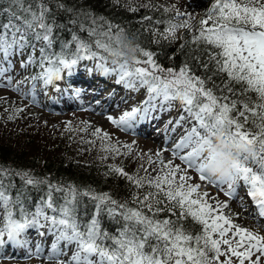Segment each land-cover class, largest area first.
<instances>
[{
	"label": "trees",
	"instance_id": "1",
	"mask_svg": "<svg viewBox=\"0 0 264 264\" xmlns=\"http://www.w3.org/2000/svg\"><path fill=\"white\" fill-rule=\"evenodd\" d=\"M165 3L0 0V31L16 18L28 43L44 33L36 62L47 66L92 51L136 70L135 64L148 54L157 66L188 77L189 88L178 90L188 93L189 109L208 107L205 117L223 147L233 148L234 135H244L248 140L244 160L264 170L262 77L238 65L221 36L235 28L263 26L264 11L252 8L241 13L235 2L207 0L188 16L179 5ZM142 73L147 77L143 89L167 82L156 72ZM29 127L34 130L28 124L0 128V201L10 217L19 220L40 204L55 218L63 217L68 228L116 264H153L157 259L164 264L177 259L201 264L203 213L186 192L159 189L109 163L58 154L63 150L58 136L53 139L54 154L44 155L46 149L31 148Z\"/></svg>",
	"mask_w": 264,
	"mask_h": 264
},
{
	"label": "rangeland",
	"instance_id": "2",
	"mask_svg": "<svg viewBox=\"0 0 264 264\" xmlns=\"http://www.w3.org/2000/svg\"><path fill=\"white\" fill-rule=\"evenodd\" d=\"M169 1L173 7L179 5L181 12L190 16L198 12L207 0H167L165 4L169 5ZM229 1L235 2L241 13L252 8L264 11V0ZM42 9L39 4L38 28L41 27ZM16 21V18L6 21L0 31V128L32 125L34 130L29 127V134L34 144L30 146L40 149V152L41 148L46 149V152H42L44 155L54 154L51 151L53 139L60 137L59 143L63 150L58 154L65 157L109 163L131 177L157 185L159 189L177 192L180 188L203 213L206 233L198 250L201 264H264V238L257 236L263 228H256L253 218L245 215L242 207L235 202L250 199L255 204L250 212L260 213L264 218L263 167L244 160L248 141L244 135H234L237 141L233 148L223 147V142L213 134L212 122L205 117L207 106L197 111L189 109L188 93L178 90L180 86L189 88L188 77L180 71L157 66L148 54L135 64L136 70L115 57L104 60L92 51L81 52L67 61H58L55 66H47L36 62L39 42L44 33L28 43L25 30ZM221 36L232 49L237 64L259 73L264 85V24L257 28H235ZM114 63L119 67L112 66ZM13 64L18 65L14 67ZM74 67L79 71H75ZM110 67L118 70L114 77L119 73L124 74L121 78L123 83L130 82L126 79L128 77L135 79L137 93L133 91V95L127 99L110 104L109 101L105 104L97 95L86 99L81 93L89 92L92 95L97 92V84H101L102 78H105L102 74L107 75L106 68ZM84 70L94 74L99 72V76L94 77L92 74L90 78L92 81L96 78L99 82L89 84L85 78H79L84 76ZM142 72H156L157 77L167 82H155L143 90L147 77ZM52 79L54 82L48 87L46 83ZM36 83L45 87L41 95L36 93L38 90L32 89ZM102 91L109 95L115 90L102 87ZM115 95L119 100L121 94ZM147 98L149 100L144 101ZM82 99L86 102H82ZM162 99L169 100L163 104ZM137 106H140L141 113L147 115L153 111L158 115L157 111L168 107L167 110H171L169 115L183 121L182 132L176 131L171 135V127L165 129V125L157 127L155 123L147 126V133L144 127L136 129L131 113L138 109ZM166 113H163L162 118L167 116ZM231 138L229 136L226 141ZM32 216L34 222L39 224L37 231L45 229L52 236L59 234L62 238L58 242L62 244L61 252L68 254L73 249L72 240L79 246L84 244L79 232L68 228L63 217L55 219L40 204H35L25 216L17 220L3 211L0 201V229L5 223L16 225ZM238 219L249 221L248 229L243 233L238 232ZM52 222L55 225L49 226ZM246 232L255 233L256 241H249L245 237ZM55 246L51 244L52 249ZM27 252L25 255L11 256L10 251L4 249L0 251V264H77L72 262L78 261V264H116L99 251L98 257L85 251L86 254L71 257L74 261L68 258L62 260L59 255L42 260V256ZM177 262L184 264L183 260Z\"/></svg>",
	"mask_w": 264,
	"mask_h": 264
},
{
	"label": "bare ground",
	"instance_id": "3",
	"mask_svg": "<svg viewBox=\"0 0 264 264\" xmlns=\"http://www.w3.org/2000/svg\"><path fill=\"white\" fill-rule=\"evenodd\" d=\"M4 55H7V54H4ZM15 62H17V61H15ZM8 65H10V64H8ZM13 65L15 67L18 64H13ZM112 66H118V65L114 63V64H112ZM73 69L76 71L78 68L74 67ZM106 70H108V72H109V73L107 72V75H106V73H103V74L100 73V74L104 75L105 78L101 77L103 81H102L101 84H97V86H96L97 89H98L97 92L93 93L92 95L89 92L81 93V94L85 95L86 99L90 100L93 97H96V95H97V96L100 97V99L102 101H105V104H107L108 101H109V104H110L113 101H120V100L127 99L129 96L133 95V91H134V93L136 92V90H135L136 89V84L134 83V82H136L135 79L132 80L131 79L132 77H128L126 79L128 81L130 80V82L123 83L122 79H121L122 75H124L123 73H119L117 75V77H114V75L118 72V70L115 67L106 68ZM125 70L127 71L126 68H125ZM77 71H79V70H77ZM98 73L94 74L93 72H89V71H85L84 70V76H82V77L78 76V77L81 78V79L85 78L86 82H88L90 84L91 82L98 81V80H96V78L94 79V81L90 80L92 74H93L94 77H96L98 75ZM125 76H123V78H125ZM50 81L46 83L48 87L51 86L52 81L54 82V79H52ZM118 83H120L123 88ZM125 85H127L128 87H126ZM102 87H106V90H111V91L115 90V91H113V94L106 95V94H103ZM32 89L38 90V91H36V93L39 92L38 95H41L42 92L44 91L45 87L42 84L36 83V84H34ZM116 93L118 94V96H119V94H121L119 100H117L118 97H116V95H115ZM148 100L149 99L147 98L144 101H148ZM168 100L169 99H162L161 103L164 104ZM48 101H46V102H48ZM82 102H86V101H84V99H82ZM71 105H73V104H71ZM53 107H55V106L53 105ZM93 108H95V107H93ZM137 108L138 109H136L134 111V113H131V115L133 114V117H134V122H135V128L136 129H137V127H141V128L144 127L145 128V133H147L148 130H149V127H147V126H150V124L152 125L153 123H155V125L157 127L159 125H162V124L165 125V129H168V127H171V133H170L171 135H173L174 133H177L176 131H178V133L182 132V131H180V129H182V127H183V124H184L183 121H179V119L175 120L173 118V115L172 116L169 115V114H171L170 113L171 110H167L168 107H165V110L160 109L159 111H157V113L159 112L158 115L155 114L154 111H153V113L149 112V115H147V113L146 114L141 113L140 106H137ZM144 108H145V106H144ZM175 109H176V106H175ZM193 112H195V111H193ZM163 113H164V115H165V113L167 114V116H165L164 118H162ZM190 122H191V120H190ZM235 202H237L239 207H242V210L244 211L245 215H249V217L253 218V220H252V221H254L253 225L256 228H258V229L259 228H263V231H262L263 233L261 231H259L260 234H257V236L259 238H264V224L262 223V220H264V218L259 215L260 213L258 214L256 212H250V211H252V208L254 207L255 204H253L250 199H247L245 202H240L238 200H236ZM246 207H247V210H246ZM35 221H37V220H35ZM241 221L243 222V220L238 219L237 220V224H236L238 229H239L238 230L239 233L240 232L243 233L244 230H247L248 229V225H249V221H245L244 220L243 223ZM242 224H244V225H242ZM53 225H55L54 222H52V224L49 225V226H53ZM38 228H40L39 224L34 222L33 216L31 218H29L28 220L24 221V222L17 223L16 225L13 224V223H5V224H3L1 229H0V240H1L0 241V251L3 252L4 249H7V250L10 251L11 256L25 255V254H28L27 251H29L30 254H34V255L38 254V255L42 256L41 257V258H43L42 260H44L45 257H53V256H56V255H59L62 260H65L66 258H68V259H70L69 261H74V259H72L71 257L76 258L79 254L80 255L84 254V253L86 254V252L89 253V254L91 253L92 255L94 254V257H98L100 255L99 252L96 251L95 248L90 246L85 241H84V244L82 245L83 246L82 247V246H79L78 244L74 243L73 240L72 241L70 240L71 243H73V249L70 250L68 252V254H66L64 252H61L60 250H62V244H60L58 242L60 240H62V238L59 236V234H56V236H52L49 231H44L45 229L43 231H41V230L37 231ZM245 235H246L245 237L249 241H256V239H257L255 237L256 234L253 233V232L252 233L251 232H246ZM51 244L52 245H56L57 247L55 246V248L52 249L51 248ZM263 246H264V243H263ZM79 257H81V256H79ZM79 260H80V258H79ZM78 262H72V263H77L78 264ZM157 262L160 263L161 261H157ZM176 263L181 264V262H175L173 264H176Z\"/></svg>",
	"mask_w": 264,
	"mask_h": 264
}]
</instances>
